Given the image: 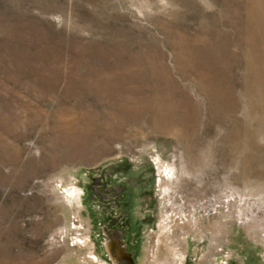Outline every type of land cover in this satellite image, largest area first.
<instances>
[{"label": "rangeland", "instance_id": "obj_1", "mask_svg": "<svg viewBox=\"0 0 264 264\" xmlns=\"http://www.w3.org/2000/svg\"><path fill=\"white\" fill-rule=\"evenodd\" d=\"M0 264H264V0H0Z\"/></svg>", "mask_w": 264, "mask_h": 264}, {"label": "flooded vegetation", "instance_id": "obj_2", "mask_svg": "<svg viewBox=\"0 0 264 264\" xmlns=\"http://www.w3.org/2000/svg\"><path fill=\"white\" fill-rule=\"evenodd\" d=\"M112 199L114 202H111ZM129 201L128 191L122 187L121 191L115 192L111 199H103L96 213L100 234L107 240L110 252L117 263L124 259L128 263H134L136 258L132 246L133 215L124 207L125 204L129 205Z\"/></svg>", "mask_w": 264, "mask_h": 264}, {"label": "bare ground", "instance_id": "obj_3", "mask_svg": "<svg viewBox=\"0 0 264 264\" xmlns=\"http://www.w3.org/2000/svg\"><path fill=\"white\" fill-rule=\"evenodd\" d=\"M71 190V189H70ZM69 191V190H68Z\"/></svg>", "mask_w": 264, "mask_h": 264}]
</instances>
